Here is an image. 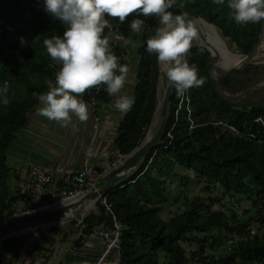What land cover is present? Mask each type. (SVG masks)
I'll return each mask as SVG.
<instances>
[{
  "label": "trees",
  "instance_id": "obj_1",
  "mask_svg": "<svg viewBox=\"0 0 264 264\" xmlns=\"http://www.w3.org/2000/svg\"><path fill=\"white\" fill-rule=\"evenodd\" d=\"M170 11L204 18L243 54H248L258 42L264 22L237 25L229 18L227 4L217 5L213 0H175ZM106 18L109 24L102 35L109 41L111 23H121L118 18ZM141 18L145 23L138 50L135 104L120 122L115 141L121 156L141 145L158 103L160 64L156 55L145 49L147 39L160 25L157 17ZM127 23L119 27L123 34L127 33ZM64 30L61 21L44 11L43 0H0V85L9 84L11 99L7 106L0 105V224L14 215L16 203L9 151L40 103L33 93H44L61 67L47 53L43 40L62 35ZM109 45L119 63L127 66L124 46L118 42ZM211 59L206 46L193 45L189 61L197 65L205 83L187 91L188 99L173 91L162 143L134 174L105 195L124 224V264H264V104H239L229 99L213 76ZM221 84L231 85L229 75L222 78ZM102 97L105 101L111 99L105 89ZM177 167L193 171L199 182L207 183V189L220 185L231 195H244L256 210L254 220L263 233L250 234L251 218L242 220L235 212L228 215L213 210L216 200L209 203L199 196L187 202L182 213L164 220L157 205L166 201V182L177 177ZM183 180L185 185L189 183L187 176ZM97 207L98 211L83 218L82 234L89 235L96 226L112 223L100 200ZM237 235L247 237L232 244L225 254L218 258L205 254L209 242L214 247ZM54 237V233H44L33 248L34 253L45 250ZM182 242H195L199 248L188 256ZM16 244L14 237L2 242L0 263Z\"/></svg>",
  "mask_w": 264,
  "mask_h": 264
},
{
  "label": "clouds",
  "instance_id": "obj_2",
  "mask_svg": "<svg viewBox=\"0 0 264 264\" xmlns=\"http://www.w3.org/2000/svg\"><path fill=\"white\" fill-rule=\"evenodd\" d=\"M217 5L227 4L229 18L237 25L257 24L264 20V0H213ZM175 0H43V8L65 26L62 35L45 38L43 44L50 57L61 67L54 86L46 93H33L40 102L37 114L61 127H74L73 117L79 122L89 119V106L82 95L90 88L104 87L115 97L114 108L124 115L135 104V96L123 94L128 81V67L120 64L103 37L109 24L106 17L128 22L131 32L140 33L144 26L141 17H157L159 27L147 39L146 52L155 54L163 66L168 84L178 95L199 88L206 78L199 75L189 53L199 38L197 27L186 13L170 11ZM11 102L9 84L0 85V105Z\"/></svg>",
  "mask_w": 264,
  "mask_h": 264
},
{
  "label": "rangeland",
  "instance_id": "obj_3",
  "mask_svg": "<svg viewBox=\"0 0 264 264\" xmlns=\"http://www.w3.org/2000/svg\"><path fill=\"white\" fill-rule=\"evenodd\" d=\"M134 16L135 13L130 14L126 21L129 22L131 19H133ZM199 19H201V26L206 32L212 34L217 39L225 43V45L232 53L237 55L242 54L238 51L237 47L233 43H229L226 41L221 32L219 33L218 29L213 24L209 23L204 18ZM143 32L144 28L140 33H134L130 31L129 27H127L126 34H123L119 30L118 38L114 39L110 33L108 37L109 43H114L115 41H117L118 43L122 44V46H124V48L126 49V53L123 55V57L128 62V64L133 65L134 74H137L136 69L139 63L138 50L139 46L142 44ZM216 32H218L220 38L218 37ZM198 44L203 45L200 37L193 42V45ZM212 62L213 57L210 63L213 76L215 80L219 82L220 90L229 99L239 104H264V49L261 50L260 54L255 60L245 65L248 66L247 68L243 66L242 68L233 70L232 72L227 74L229 75L231 85L221 84L222 78H224L226 75L219 76L218 74H214V70L212 69ZM216 69L225 70L219 66ZM160 71L161 75L158 87L157 109L151 127L141 143L146 140L147 135L150 134V131H152L153 129L154 130L152 135H154L161 124L162 104L168 86V81L165 76V71L161 69V65ZM124 157L125 155H123L121 158H119L118 161L114 163L118 164L120 160L124 159ZM115 164H112V166H114ZM11 169H13L12 166ZM107 169H109V167ZM176 172L178 174L177 177L167 179L166 190L164 192L166 201L159 202L157 205L161 208L159 214L164 220L168 221L172 217L178 215L179 213H182L185 209L186 203L191 202L195 197L199 196L209 203L212 201V199H215L216 202L213 204V210H222L228 215H232V213L235 212L242 220H249L251 218L252 223L249 227L250 234L254 235L256 233H263V230L254 220L256 210L253 208L251 201H249L244 195H231L225 192V190L220 185H212L210 186V189H207V183L199 182L196 174L191 170L177 167ZM185 176L189 178V183L187 185L184 184L183 180ZM12 180H18V178L15 177L13 173H11V181ZM12 190L14 192V188H12ZM30 206V204L21 205L20 203H15L13 207L14 214L25 213L28 212V210L35 209L34 207ZM92 211H98L97 202L84 215L79 214L75 217H71L65 220L63 223L51 224L46 226L35 224L32 225L34 230L25 234H16V232L19 231L20 228L5 231L4 235H8L9 233L12 234L15 232V234L11 237H14L16 239L17 247L13 249L10 255L0 264H40V262H42V264H48L50 258L53 255L55 256L56 253L59 252V248L61 246H63L65 249L68 247V250L74 247L75 238L81 233L82 230L80 222ZM46 232L54 233V240L46 244L45 250H40L39 252L34 253L33 248L39 241L40 237ZM217 232L218 230L215 229L213 233L216 234ZM246 237V235H237L234 240H226L225 243L216 244L214 247H212L209 242L205 254L207 256H214V258H218L220 255L225 254L232 246V244L245 239ZM182 246L185 248L188 256H191L192 251L198 250L199 248V245L195 242H182ZM37 256H39V258ZM190 264L200 263L192 261Z\"/></svg>",
  "mask_w": 264,
  "mask_h": 264
},
{
  "label": "crops",
  "instance_id": "obj_4",
  "mask_svg": "<svg viewBox=\"0 0 264 264\" xmlns=\"http://www.w3.org/2000/svg\"><path fill=\"white\" fill-rule=\"evenodd\" d=\"M128 65L129 83L123 94L134 95L137 75L133 72V65ZM114 100L113 96L108 101L104 100V119L97 126L88 103L89 119L79 122L73 117L74 127H61L57 122L39 116L36 109L40 103L37 104L30 114L28 126L17 136L9 151L8 162L13 167L11 173L19 179L30 163H55L62 169L76 168L86 160L99 163L104 168L114 164L122 157L116 149L115 141L119 124L125 116L114 108ZM15 184L16 181L12 180L11 186L14 189ZM80 236V243H76ZM59 249L48 264H94L103 246L96 235H84L81 232L75 238L74 247L68 250V247L65 249L61 246Z\"/></svg>",
  "mask_w": 264,
  "mask_h": 264
},
{
  "label": "built area",
  "instance_id": "obj_5",
  "mask_svg": "<svg viewBox=\"0 0 264 264\" xmlns=\"http://www.w3.org/2000/svg\"><path fill=\"white\" fill-rule=\"evenodd\" d=\"M121 25H110L109 33L114 39L119 37V27ZM54 84L55 80L50 85L54 86ZM103 89V86L99 89L93 87L81 94L85 102L91 106L96 126L104 119ZM48 90L49 88L44 93ZM185 97L188 99L187 94H185ZM116 165H111L107 169L99 163L86 160L76 168L62 169L55 163L45 165L30 163L25 174L16 181L14 189L15 202L21 205L30 204V207L35 208L28 210V212L37 211L41 208L55 209L64 206L96 188L104 175ZM99 200L111 215L112 223L110 225H98L91 233L100 238L103 246V250L97 255L94 264H124V224L112 211L105 195L101 196ZM82 223L83 220L80 222L83 230L84 225Z\"/></svg>",
  "mask_w": 264,
  "mask_h": 264
},
{
  "label": "water",
  "instance_id": "obj_6",
  "mask_svg": "<svg viewBox=\"0 0 264 264\" xmlns=\"http://www.w3.org/2000/svg\"><path fill=\"white\" fill-rule=\"evenodd\" d=\"M187 16L197 27L202 43L211 52V55L214 58V63L218 62L220 59V51L214 44H212L209 41L203 30L197 23L199 18L190 14H187ZM263 42H264V22L259 40L248 54L242 53L237 55L232 53L227 47V50L230 52L231 56L235 58V60L233 66L227 68L223 72V75H227L233 70H238L242 68L245 64L255 60L262 50ZM173 91L174 89L171 88L168 84L162 104V120L157 132L152 136H149L148 134L146 140L143 143H141L139 147L134 149L130 154H127L122 161H120L114 168H112L109 172H107L104 175V177L101 179L100 183L97 185L96 188L86 192L80 198H78L73 202H70L68 205L62 206L56 210L53 209L50 212H46V213L25 212V213H16L12 215L10 218L6 219L0 224V248L2 242L5 239L10 238L12 235L15 234L12 233L8 235H4L5 231L32 226L35 224L63 223L65 220L74 217L76 211L86 201H88L89 199L95 196H98L99 199L101 196L106 195L111 190L117 188L127 178H129L132 174H134L142 165L144 160L147 159L151 151L157 148L162 143L164 134L167 129ZM16 234H18V231L16 232Z\"/></svg>",
  "mask_w": 264,
  "mask_h": 264
},
{
  "label": "bare ground",
  "instance_id": "obj_7",
  "mask_svg": "<svg viewBox=\"0 0 264 264\" xmlns=\"http://www.w3.org/2000/svg\"><path fill=\"white\" fill-rule=\"evenodd\" d=\"M201 19H199L197 21V23L199 24V26L201 27V29L203 30V32L205 33V35L207 36V38L209 39V41L214 44L220 51V59L218 62L214 63V58H213V62H212V67H213V70H214V74H218L219 76L223 75V72L227 69V68H230L231 66H233L234 64V60L235 58L233 56H231L230 52L227 50V46L225 45V43H223L222 41H220L219 39H217L215 36H213L212 34L206 32L203 27L201 26V23H200ZM200 37V36H199ZM201 39V38H200ZM202 41V40H201ZM262 49H264V42H263V46H262ZM251 63V62H249ZM248 64V63H247ZM246 65V64H245ZM244 65V66H245ZM221 67L225 70H222V69H216L217 67ZM161 69L164 70L163 66L161 65ZM217 70V71H216ZM162 87V86H161ZM154 130V129H153ZM153 130L150 131V134L149 136H152V133H153ZM98 201V196H95V197H92L91 199H89L88 201H86L75 213L74 217L79 215V214H82L84 215L85 213H87L91 208L92 206ZM68 205V204H66ZM64 205V206H66ZM62 207V206H60ZM58 207V208H60ZM58 208H55L58 209ZM53 209H47V208H41L35 212H42V213H46V212H50L52 211ZM33 213V212H32ZM51 224H58V223H43L41 224L42 226H46V225H51ZM41 225H38V226H41ZM37 228V227H36ZM34 228L32 226H27V227H22L20 228V230L18 231V234H25V233H29L31 231H33ZM15 233V232H14ZM10 234V233H9Z\"/></svg>",
  "mask_w": 264,
  "mask_h": 264
}]
</instances>
